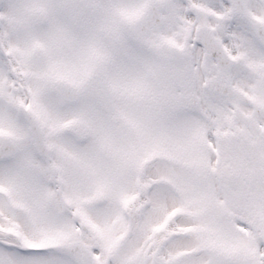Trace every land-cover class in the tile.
<instances>
[{
  "label": "snow or ice",
  "instance_id": "snow-or-ice-1",
  "mask_svg": "<svg viewBox=\"0 0 264 264\" xmlns=\"http://www.w3.org/2000/svg\"><path fill=\"white\" fill-rule=\"evenodd\" d=\"M0 264H264V0H0Z\"/></svg>",
  "mask_w": 264,
  "mask_h": 264
}]
</instances>
